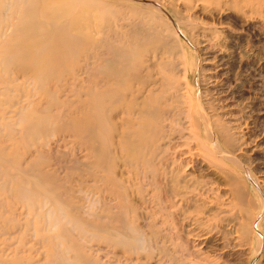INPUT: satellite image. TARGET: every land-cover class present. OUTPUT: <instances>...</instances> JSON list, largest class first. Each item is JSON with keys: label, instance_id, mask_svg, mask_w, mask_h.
Masks as SVG:
<instances>
[{"label": "bare ground", "instance_id": "obj_1", "mask_svg": "<svg viewBox=\"0 0 264 264\" xmlns=\"http://www.w3.org/2000/svg\"><path fill=\"white\" fill-rule=\"evenodd\" d=\"M183 1L182 4L193 5L194 8L197 7L196 3H201L203 13L206 6L225 5L229 0ZM253 1L257 3V0H230L233 6L242 10L241 14H245L244 8L249 10H253L252 7L258 8ZM175 2L176 0H167L166 5L160 0H0V76L15 75L14 79L7 81L6 84L18 81L19 78L34 80L41 97L36 99L26 95L25 99L20 101L29 104L34 102L36 109L33 114L44 119L48 125L44 129L35 130L34 115L32 114V120L28 121L25 109L18 107L15 109V116L19 118L6 126L11 131L9 135H13V125L17 122L22 125L17 134L14 133L18 146L15 145L11 153L2 155L0 167L11 166L14 162L21 167L1 172L7 178L6 193L11 199L10 202L13 207H17L14 208L15 214L8 218L14 228H0V264H61L58 262L61 260L59 255L61 253L52 254L53 250L58 251L60 235L45 233L54 232L58 228L68 229L70 221L58 215L41 217L38 211L46 208L36 203L41 192L35 191L29 182L38 187L46 180L50 190H57L66 185H80L86 181L87 175H93L94 179L101 183L100 191H108L119 203L133 210L136 209L134 205L136 201L132 199L134 188L140 195L145 192L143 196L145 200H151L158 194L156 211H163L166 216L169 214L173 216L174 221L176 220L182 246L186 250L184 254L189 259L194 256L195 264H200L199 262L229 264L231 255L225 256L222 252L227 242L232 244L233 248L244 247L239 250L243 254L252 241L254 252L264 253V229L261 228L264 201L261 206L253 205L252 209L255 206L260 208L256 217L247 216L245 211L251 209L250 201L245 200L244 191L234 181L236 179L232 173L234 169L229 164L239 161L237 154L233 155L223 149L219 139L221 137L228 146L232 142L237 144L234 151L240 152L247 144L246 134L240 130L243 119L238 118L233 123L230 120L229 124L228 121L221 124L213 115L209 117L204 107L199 108L197 105L195 109L183 112L182 109L173 107L175 98L171 97L179 95L178 101L183 103L184 95L181 94L183 87L180 88L179 94L174 93L169 95L170 98L164 99L163 95L168 90L167 82L158 86L156 77L152 80L148 72L150 65L162 58L157 54L159 51L165 55L166 51L170 53L175 49L170 45L171 39L161 34L167 29L168 34L176 35L174 25L170 24L169 14L188 28V31L193 29L186 17L179 15L177 7H174ZM164 13H168L169 19H166ZM129 17L130 21L137 19L141 23L129 21V24L127 22L120 24L126 33V36H122L119 34L117 22H123ZM125 26L129 28L126 29ZM132 26L148 28L149 32L145 33L152 39L153 48L137 52L139 48L133 39L135 35L131 36V33L135 32ZM95 34L96 40L92 38ZM130 49L133 52L131 56ZM144 70L146 74L142 75ZM92 72L95 77L91 79ZM169 72L158 80L164 82L171 80L172 76L177 77ZM75 78L83 79L85 85L84 83L80 85L79 80L76 81ZM2 80L4 79H0V82ZM144 81L152 84L145 89L140 85L136 88L137 82ZM168 86L170 91H175L179 83L176 82L174 85L172 81H168ZM222 89L224 91V88ZM74 95L78 98L72 99ZM81 95L82 99L79 98ZM61 96L64 98L61 99ZM228 96L226 92L224 99L227 100ZM8 99L4 96L0 103L4 104L3 102ZM42 104L44 105L37 109L38 105ZM118 110L127 112L130 116L126 119L127 126L121 125L125 128L117 126L112 121ZM174 116H177L176 120ZM170 122L174 125L177 122L180 130L176 131ZM49 129V133L52 131L57 136H62L64 131L67 140L63 138L61 140L70 146V150H74L77 142L88 145L89 157L93 156L101 142L108 147L116 144L117 141L112 139V134H118L120 143L129 135L132 139L135 132L145 135V139L142 140V147L136 154L131 151H136L132 146L129 149L120 146L114 152L107 150L104 160L96 168L82 165L79 160L70 159L64 176H60L57 168L61 167L57 166L55 169L51 167V160L54 158L40 153L39 144L29 148L31 143L37 142L36 137L46 135V130ZM126 131H130V134L127 135ZM175 132L180 133V136H172ZM183 132L184 136L181 135ZM182 145H185L186 149ZM6 149L8 148L0 145L1 152ZM26 151L32 156L24 157ZM126 151L132 155L129 157ZM201 156L204 159L198 160ZM206 160L219 169L218 174L209 169ZM191 162L194 167L186 172L187 165ZM118 163L126 167L118 171ZM127 167H130V170L126 172H132L134 175L143 174L146 179L144 189L141 190L139 186L127 182L124 178ZM240 170L247 173L254 191L263 196L264 187H260L250 168L244 165L240 166ZM216 180L222 183L225 181L230 187L231 194L228 201L219 206L214 202L220 199L219 192L212 186ZM196 196L199 200H196ZM19 205L24 207L25 211H19ZM151 208L143 207L145 211H152ZM201 208H204L205 212L202 218L198 213ZM30 213L34 215L35 224L26 222V217H29ZM215 215L227 218V223L220 230V234L223 235L222 241L205 228L206 223ZM1 216L3 217V214ZM232 216L233 224L230 223ZM22 220L26 223L21 226ZM183 220H188V223L185 224ZM25 225L26 229L23 231ZM147 225H150L147 232L153 229L143 240L145 242L143 245H146L144 249L151 247L150 240L155 238L159 226L151 220ZM226 235L228 236L224 240ZM188 237H193V240L190 241ZM38 238H41V241ZM69 238L72 242L81 241L71 235ZM33 240L35 242H32ZM139 240L138 236H132L130 241H127L130 246L125 247L127 250L125 258L126 260L130 258V264L134 262L130 257L132 255L130 249H141L142 243H139ZM35 243L47 248L38 250ZM214 246L220 251L218 254L220 262L207 256ZM167 247L173 251V262L178 264L182 258L174 250L173 245L168 244ZM167 247L165 250H168ZM87 251L94 256L96 249L94 251L88 248ZM111 256L110 260L96 256L93 263L117 264L118 254L112 252ZM136 260L149 264L148 258ZM155 261V264H161ZM127 263L126 261L125 264Z\"/></svg>", "mask_w": 264, "mask_h": 264}, {"label": "rangeland", "instance_id": "obj_2", "mask_svg": "<svg viewBox=\"0 0 264 264\" xmlns=\"http://www.w3.org/2000/svg\"><path fill=\"white\" fill-rule=\"evenodd\" d=\"M160 2L167 5V0H160ZM182 2L184 1L176 0L174 7H177L180 16L186 17L193 29L188 31V28L186 29L178 23L175 17L169 14L170 24L172 26L174 25L173 28L176 35L172 34L171 36L168 34L169 31L167 29L161 34L163 36L167 35L168 38L171 39L170 45L174 46L176 50L174 49L170 51V53L166 51L165 55L163 54L164 52L161 53V51H159L157 54L158 56L161 55L162 58L151 64L148 72H150L152 80L156 77L158 86L159 84L163 85L167 82L166 88L168 90L163 95L164 99L170 98L174 93L179 94L180 88L183 87V89H181V94L184 95L183 103L178 101L179 95L171 96L175 98V102L172 104L173 107L176 106V108L182 109L183 112H188L190 109L193 110L197 105L199 108L204 107L208 116L210 117V115H213V118L218 120L221 124L226 123V121H228L227 124H229L230 120L231 123H233V121L238 118L243 119L241 120L242 127H240V130L246 134L247 144H245L240 152L234 151L237 148V144L232 142L231 145L228 146L221 137L219 139L221 140L223 149L233 155L237 154L236 156L239 161L229 163L234 171L230 170L236 178L234 181H236L238 186L244 191L245 200L250 201L251 209L245 211L247 216L251 218L254 216L256 217V213L260 210L259 206H261L264 201V194L261 196L260 193L258 195V193L254 191L247 173L241 171L240 166H248L260 187H264V182H262L264 181V0H257V3L253 1L257 4L258 8L255 9L252 7L253 10L244 8L245 14H241L242 10L233 6L230 0L225 5L219 6L210 4L203 9V13H201V3H196L197 5L195 6L197 7L194 8L193 5H185L182 4ZM167 14L164 13L166 19H169ZM129 21L130 17L123 22H117L119 34L122 36H126V33L120 24H125V22H127V24L130 22L141 23L137 19ZM114 27L117 29L116 26ZM124 28L127 29L129 27L125 26ZM132 28H134L135 32L131 33V36L133 37L135 35L133 39L136 40L139 48L137 52L153 48L154 44L152 39L145 33L148 31L147 27L141 29V27L132 26ZM96 37V34L92 35V38L95 40L97 39ZM108 41L111 42V40ZM117 42L119 41H116V43ZM203 44L206 47H204ZM131 55H133L132 49H130V56ZM109 68L112 67L109 66ZM167 71H170L169 74H175L177 77L172 76L171 80L160 82L158 78L165 76ZM144 73L146 74L145 70L142 72V75H144ZM14 76L15 75L12 74H2L0 76V79H4L0 82V101L2 102L4 96L9 98L8 101L5 100L3 102L4 104L0 103V145L8 148L4 152L0 151V160L3 154L11 153L15 145L18 146L17 138L14 133L17 134L20 130L22 126L21 123L17 122L13 125V135H9L10 130L6 127L8 123H14L19 118V116H15V109L18 107L24 108V112L28 114V121L32 120L31 115L35 112L36 104L34 102L29 104L20 100L25 99L26 95L33 96V98L36 99L41 97L38 93L36 83L32 78H27L25 80L19 78L17 79L18 81H12L10 84H6L8 83L7 81L14 79ZM94 77L95 75L92 72L90 78L92 79ZM72 78L74 79V76H72ZM77 79L80 85L82 83L85 85L83 79L75 78L76 81ZM168 81H172L174 85L176 82L179 83V86L175 87V91H170ZM136 84V88L140 85V87L145 89L152 83L144 81V83L137 82ZM4 86H7V88H3ZM222 88H224V91ZM2 90L4 91L2 92ZM177 90L178 92H176ZM4 92H6L7 95L4 94ZM226 92L229 94L227 97L229 101L228 99L225 100L226 98L224 95ZM82 97L83 95L79 96L80 99H82ZM63 98L64 97L61 96V99ZM76 98L78 97L75 95L72 96V99ZM43 105L44 104L41 106L38 105L37 109L41 108ZM34 117L35 121L33 123L35 130L48 127L44 119H40L35 115ZM129 117L127 112H119L118 110L112 121L116 123L117 126L125 128L121 125L127 126L126 119ZM176 117L174 116L175 120ZM24 119L26 120V116ZM168 121L169 120H167V122ZM85 122H87V120H85ZM171 126L175 128L176 131L180 130L177 122L175 125L171 123ZM49 131L50 129L46 130V135L44 136L36 137L37 142L31 143L29 148H34L39 144L38 149L40 153H43L45 156L50 155L54 158L51 160V167H54V169L55 167L57 168V166L61 167V169L57 168L59 169L60 176H64V171L69 166L68 162L70 159L79 160V162H82V165L96 168L104 160L107 150L108 152L109 150L114 152L120 146H124L126 149L132 146L136 151H131L136 154L142 147V140L145 139V135L139 132H135L132 135V139H130V131H126L129 137L125 138L124 141L120 143L118 134H112V139L117 141V143L112 145L113 147H108L105 143L101 142L93 152V156L89 157L88 145H82L80 142H77L74 150H70V146H67L66 143L61 140L62 138L67 140V135L64 131L62 136H57L52 131L49 133ZM181 135L184 136L185 133L183 132ZM172 136L178 137L180 133L178 134L175 132ZM182 147L186 149L185 145H182ZM20 151H24V149H20ZM126 154L129 157L130 154L132 155V153L128 151H126ZM27 156H32V154L26 151L24 157ZM201 159L204 158L202 156L198 158V160ZM245 159L247 162H245ZM206 162L209 169L218 174L219 169L212 162L208 160H206ZM53 163L56 164V166ZM192 164L193 162L187 165L186 172L193 169L194 165ZM11 166L3 165L0 167V228L5 229L14 228L12 221H9L8 218L10 219L12 215L15 214L14 208L17 206L13 207L10 202L11 199L6 193L7 178L5 175H2L1 172H9L10 170H17L21 167L20 164L16 162L11 163ZM122 167L126 166L120 163L117 164L118 171L121 170ZM127 170H130V167H127L124 171V178L127 182H129L130 185L139 186L141 190L144 189L143 186L146 184V179H144L143 174L134 175L132 172H126ZM85 179L86 181L80 185H66L64 188L62 187L57 190H50L46 180L42 185H38V187L29 182V185L34 187L35 191L41 192V195H38L36 200L38 205L40 204L46 207L38 211L41 217L46 218L58 215L70 221V224L67 225L68 229L58 228L55 229L54 232L45 233L46 235H53L54 233L60 235V237H58V251H52L53 255L61 253L59 254L61 260H58V262L61 264H94L93 260L96 256L104 260H110L112 252H115L118 254L117 264H125L126 261L128 262L127 264H130V258L127 260L125 258L127 252L125 247H127V245L130 246L127 241H130L132 236H138V238H140L139 243H142V246L139 250L130 249V253H132L130 257L134 259L132 264H143L142 260L136 259L144 260V258L149 259V264H155V260L159 261L161 264H176L173 262L174 260H172L173 251L170 247H167L168 244H171V246L173 245L174 250L179 257L182 258L178 264H195L196 259L194 256L189 259L184 254L186 250H184L182 246L178 225L175 223L176 220L174 221L173 216L169 214L166 216L163 211H156L155 207L158 206V194L151 200H145L143 198L145 192L141 194V196L134 188L135 192L133 190L132 199L136 201L134 204L136 209L133 210L127 205L119 203L116 197H113L108 191H100L101 183L94 179L93 175H87ZM216 181L217 182L214 184L215 186H212L217 189L215 190L216 192H219L218 197H220V199L214 201L217 203L216 205L219 206L225 204L231 194H229L230 187L225 181H223V183L219 180ZM196 200H199V197L196 196ZM254 204L259 205L258 208L255 206V208L252 209ZM19 207V211L24 209V207L20 205ZM143 207H152V211H145ZM128 209L130 210L125 212ZM198 213L201 218L204 217V208L199 209ZM2 214L5 219L1 216ZM28 216L29 217H26V222L30 221L32 224H35V219L33 220L34 215L30 213ZM233 217L234 216L231 217L230 221L232 224L234 223V221H232ZM150 220L155 221L159 226L158 229H156L157 233L155 238L150 240L151 247L144 249L146 245H143V243H145L143 240L149 236V232L153 229L151 228L150 231L147 232V228H150V225H147V223ZM226 221V217L215 215L206 223L205 228L211 231L214 237L222 241L223 235L220 234V230L221 227L227 223ZM22 222L21 226L26 223L24 220H22ZM182 222L187 224L188 220H183ZM26 225L23 231H25ZM262 225L261 228L264 229V212ZM255 234L256 233H254V235ZM69 235L81 241L72 242L70 241ZM227 236L228 235L225 236L224 240ZM38 239L41 241V238ZM188 239L192 241L193 237H188ZM32 242L35 241L33 240ZM252 244L251 241V244H248L247 249L242 254L239 250L244 247L233 248L232 244L227 242L222 252L225 256L227 254L231 255L229 260L226 259L230 261L229 264H264V253H255L254 245ZM35 247L38 250L47 248V246L42 247L40 243H35ZM166 247L168 250H165ZM88 248L94 251L96 249L95 253H93L94 256L89 254L87 251ZM214 248L216 249L215 246L210 249L207 256L214 259L216 262H220L221 259L218 255L220 251L217 249L214 250ZM199 263L202 264L203 262Z\"/></svg>", "mask_w": 264, "mask_h": 264}]
</instances>
